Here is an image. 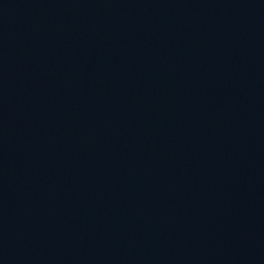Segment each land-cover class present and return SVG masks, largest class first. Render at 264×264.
I'll list each match as a JSON object with an SVG mask.
<instances>
[{"label":"water","instance_id":"obj_1","mask_svg":"<svg viewBox=\"0 0 264 264\" xmlns=\"http://www.w3.org/2000/svg\"><path fill=\"white\" fill-rule=\"evenodd\" d=\"M0 264H228L133 0H0Z\"/></svg>","mask_w":264,"mask_h":264}]
</instances>
